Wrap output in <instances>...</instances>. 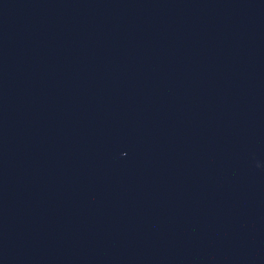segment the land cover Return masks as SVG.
Returning <instances> with one entry per match:
<instances>
[{
    "label": "water",
    "instance_id": "95a60500",
    "mask_svg": "<svg viewBox=\"0 0 264 264\" xmlns=\"http://www.w3.org/2000/svg\"><path fill=\"white\" fill-rule=\"evenodd\" d=\"M0 264H264V0H0Z\"/></svg>",
    "mask_w": 264,
    "mask_h": 264
}]
</instances>
